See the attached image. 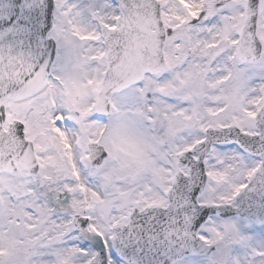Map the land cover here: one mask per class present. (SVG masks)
<instances>
[{
    "label": "snow or ice",
    "instance_id": "obj_1",
    "mask_svg": "<svg viewBox=\"0 0 264 264\" xmlns=\"http://www.w3.org/2000/svg\"><path fill=\"white\" fill-rule=\"evenodd\" d=\"M0 264H264V0H0Z\"/></svg>",
    "mask_w": 264,
    "mask_h": 264
}]
</instances>
